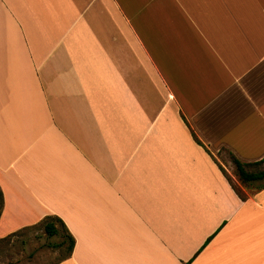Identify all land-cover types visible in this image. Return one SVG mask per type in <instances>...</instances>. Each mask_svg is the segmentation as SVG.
<instances>
[{"label":"crops","instance_id":"obj_1","mask_svg":"<svg viewBox=\"0 0 264 264\" xmlns=\"http://www.w3.org/2000/svg\"><path fill=\"white\" fill-rule=\"evenodd\" d=\"M222 147L264 157V0H0L3 231L58 216V264H264V186Z\"/></svg>","mask_w":264,"mask_h":264},{"label":"rangeland","instance_id":"obj_2","mask_svg":"<svg viewBox=\"0 0 264 264\" xmlns=\"http://www.w3.org/2000/svg\"><path fill=\"white\" fill-rule=\"evenodd\" d=\"M214 153L216 160L225 165L238 179L228 152L222 147ZM263 167L264 165L261 164L246 168L256 171ZM226 174L239 193L246 195L248 189L244 191L228 173ZM27 226L31 227L11 235L0 228V264H58L60 261H57L65 254L66 245H60L61 234L49 236L42 226H37L35 223Z\"/></svg>","mask_w":264,"mask_h":264},{"label":"trees","instance_id":"obj_3","mask_svg":"<svg viewBox=\"0 0 264 264\" xmlns=\"http://www.w3.org/2000/svg\"><path fill=\"white\" fill-rule=\"evenodd\" d=\"M228 155H229V158L233 164L235 174L237 175L238 180L242 184L252 183L254 181H262V186H264V167L262 169H259L256 171L248 170L246 168L247 166H258L261 164L264 165V157L261 158L260 160H257V161L244 163V162L240 161L238 158H236L233 154L230 153ZM220 168L222 169L221 166H220ZM240 197L242 199L245 198V196L241 195V194H240ZM2 205H3V198H2V193L0 191V210L2 209ZM35 225L42 226L44 231L46 232V234L49 236L61 234L62 240L60 241V245L66 244L65 245V254H63V256L57 262H59L65 258H67L68 256H70V253H71V250H72V247L74 244V238L72 237V235L70 234V232L68 231V229L66 228V226L64 225V223L62 222V220L58 216L46 215L41 220L36 222ZM29 227H31V226H24V227L20 228L19 230L10 233L9 235L14 234L16 232H20L21 230H23L25 228H29Z\"/></svg>","mask_w":264,"mask_h":264}]
</instances>
